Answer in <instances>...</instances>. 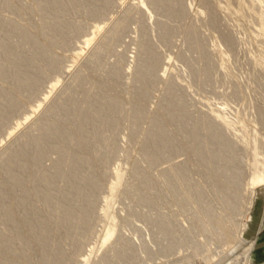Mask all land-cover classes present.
Returning a JSON list of instances; mask_svg holds the SVG:
<instances>
[{"label":"rangeland","instance_id":"rangeland-1","mask_svg":"<svg viewBox=\"0 0 264 264\" xmlns=\"http://www.w3.org/2000/svg\"><path fill=\"white\" fill-rule=\"evenodd\" d=\"M88 1L100 15L90 12L94 7L90 5V10ZM88 1L63 0L58 2L60 8L57 4L46 11L41 7L44 0H0V167L16 151L22 152V158L30 157L28 142L41 135L37 125L54 122L58 114L66 117L73 113L62 126L68 133L81 128L88 144L80 149L85 147L90 154L97 149L93 152L97 157L92 154V159L68 141H61L64 150L58 153L53 151L58 140L50 139L42 156L37 161L33 158L27 171L14 169V175L22 173L23 180L13 196L0 198V208L4 205L9 212H4L6 217L0 214V233L6 237L2 238L0 264H82L92 248L89 264H103V258L107 259L104 264L239 261L247 243L255 240L264 224V184L252 191L247 183L254 145L258 160L264 156V0H176V13L168 4L155 9L150 0L145 12L143 6L142 12L132 6L140 0H110L107 6L105 0ZM55 16L61 24L55 29L70 26L76 30L71 29L61 39H50L42 33L47 29L43 24ZM95 26H100L98 32ZM162 26L169 32L166 38ZM189 32L194 35V45ZM21 34L29 37L28 43ZM90 37L91 43L84 45ZM145 40L157 65L151 75L140 80L135 68L145 56L139 53ZM4 43L23 60L17 75L32 71L34 85L17 84L15 73L11 72L12 78L5 71L11 57L2 52ZM33 43L41 47V53H34ZM46 56L56 57L57 67L48 66ZM109 97L119 108L104 111L92 125L96 107ZM170 97L174 102H169ZM10 102H15V108H9ZM62 103L64 107L70 104V112L61 114L62 110L55 109ZM89 103L93 105L91 113L88 111V116L86 112L88 117L81 120L79 112L85 113ZM136 106L141 108L137 121L126 116ZM54 109L57 112L52 113ZM170 111L177 118H170ZM217 115H224L229 129ZM60 118L57 116V123ZM158 128L164 137L155 149L150 137ZM99 133L109 140L103 136L96 140ZM72 153L75 157L90 156L91 162L84 157L86 163L77 169L82 170L80 175L85 172L82 177L94 171L90 177L95 181H90L96 183V189L90 181L84 186L91 205L84 198L71 201L76 209L86 204L84 228L56 232L59 224L56 217L47 215L50 205L44 194L53 189L49 193L56 198L53 196L51 203L61 206L66 201L59 189L69 193L72 182L63 179L67 186H61L63 180L56 174L53 186L44 189L38 177L53 175L58 156ZM67 170L70 175L72 170ZM114 170L122 172V182L106 202ZM25 205L38 213L26 212ZM10 214L15 225L9 223ZM110 215L115 217L116 233L98 250ZM32 220H36V229L29 231ZM39 221L42 226L45 221L49 224L46 232L52 249L36 242ZM241 222L247 223L242 235L246 245L227 243L231 226ZM44 252L53 258L44 261Z\"/></svg>","mask_w":264,"mask_h":264},{"label":"bare ground","instance_id":"bare-ground-1","mask_svg":"<svg viewBox=\"0 0 264 264\" xmlns=\"http://www.w3.org/2000/svg\"><path fill=\"white\" fill-rule=\"evenodd\" d=\"M45 1V3L44 4H42V6L41 7H43V9L44 10H48V8L50 7V9L54 6V8H55V6L58 4V6H57V8L59 7V3L62 1L63 2V0H44ZM73 1V0H72ZM88 1V0H87ZM86 0H85V2L86 3H88V2H90L89 3V8H90V10H91V6L90 5H92L93 7V9H95V10H93L92 9V11H90L91 13L93 12V14L94 15H100L101 13L100 12H98V9L97 8H95V6H94V4H92L91 2L92 1H88L87 2ZM147 1L148 0H146V2L144 1V0H140V1H138L139 3L138 4H136V5H132V6H134V7H137V8H140V7H142L143 6V10H144V8H147V5H146V3H147ZM178 1V0H177ZM59 2V3H58ZM67 2V1H66ZM105 2V5L104 6H107L109 3H110V0H105L104 1ZM150 3H152L153 5H154V7H155V9L156 8H163L164 6H166V7H168L169 6V8H171V12H172V10H176V11H178V2L176 3V0H175V2H174V0H150ZM149 3V4H150ZM62 4L63 3H61L60 5L62 6ZM83 4V3H82ZM167 4H168V6H167ZM177 4V5H176ZM64 5V4H63ZM84 5V4H83ZM151 5V4H150ZM52 6V7H51ZM85 6L87 7V5L85 4ZM145 6V7H144ZM176 6H178V7H176ZM60 8V7H59ZM106 8V7H105ZM169 8H167L168 9V11H169ZM40 9H42V8H40ZM42 9V10H43ZM49 9V10H50ZM46 10V11H47ZM48 10V11H49ZM99 10H101V9H99ZM139 10V9H138ZM140 10H141V8H140ZM139 10V11H140ZM147 10V9H146ZM149 10V9H148ZM174 10V11H175ZM174 11L172 12V13H174ZM176 11H175V13H176ZM141 12H142V10H141ZM144 12H145V10H144ZM147 12V11H146ZM149 12V11H148ZM147 12V14L149 15V13H151V12H149L148 13ZM99 13V14H98ZM182 13V12H181ZM149 16H151V15H149ZM148 16V17H149ZM150 18H152V17H150ZM149 18V19H150ZM61 25L60 24V22H59V20H58V17H53V18H50V21H48V22H45L44 24H43V26L45 27V28H47L48 29V31H46L47 29H45L42 33H44V34H48V37L50 38V39H52V40H58V39H61V37H63L64 36V34L66 33V32H70V30L72 29V28H74V27H70V26H67V28H64V26H63V30L62 29H60V28H58V27H56V28H58V29H55V25L57 26V25ZM58 25V26H59ZM54 28H53V27ZM69 27V28H68ZM50 28H51V31H50ZM79 28V27H78ZM77 28V29H78ZM95 28V30L98 32V30H100V26H95L94 27ZM162 29H163V36H165L164 38H166V36L168 35V33L169 32H167L168 30L166 29V27L165 26H162ZM75 30H76V27H75ZM75 30H73L72 29V31H75ZM71 31V32H72ZM95 31V32H96ZM192 31V30H191ZM48 32V33H47ZM96 32V33H97ZM193 32V31H192ZM192 32H189L190 34H189V38H190V40H192L191 41V43L193 44V43H196V42H194L195 41V38H193L194 37V35H193V33ZM22 35V38H23V40H24V42H29V37L27 36V35H25V34H21ZM262 35H263V38H264V32L262 33ZM91 36V35H90ZM169 36V35H168ZM167 36V37H168ZM94 38V37H93ZM194 39V40H193ZM108 40H109V37H108ZM91 41H92V37H90V38H87L83 43H84V45H89L90 43H91ZM110 41V40H109ZM3 45H5V43L3 44ZM33 45H34V47H35V49H36V51H34V53L36 52L37 53V51H40L41 50V47H38L39 45H37V44H35V43H33ZM148 42L145 40V41H143V42H141V45H140V47H139V53L140 54H145V56L143 57V59L141 58V60H139V62L137 63V65H136V68H135V70H136V76H137V78L138 79H143V78H145V77H147V76H149V75H151V73L154 71V68L156 67V65H157V62H156V59L153 57V54H151V53H148ZM194 45V44H193ZM3 53H5V54H8L9 55V53H10V55H9V57H11V58H9V60L7 61V63H6V65H4L5 67V71L6 72H8L9 71V73H11V72H14L15 73V75L14 76H17V77H20V74H21V79H19V78H17L16 77V79H15V83L17 82V84H19V83H21V82H24L26 85L27 84H32L33 83V85L36 83V80L34 81L33 79H36V77H35V74H33L32 76L30 75L31 73L30 72H32V71H28L29 72V74H28V72H25V71H23V73H20L19 75H17V73H18V71H20L22 68H20L21 66H22V64H23V60H20V58L21 57H19V56H17V57H15V55L11 52V51H9V49H10V45L8 44H6L3 48ZM12 49V48H11ZM150 49V48H149ZM43 51V50H42ZM76 52V51H75ZM35 53V54H36ZM39 53H41V51L39 52ZM4 54V55H5ZM12 54H13V57H12ZM7 55V56H8ZM34 55V54H33ZM36 56V55H35ZM19 57V59H17ZM6 59H7V57H6ZM23 59V58H22ZM20 60V61H19ZM57 58L56 57H52V56H46V61H47V64H48V66H50L51 68H55V67H57ZM22 61V63H21V65H20V62ZM19 68H20V70H19ZM22 74H23V76H22ZM27 76H26V75ZM10 75H12V73L10 74ZM12 75V78L14 77ZM24 76H26V77H24ZM24 77V78H23ZM35 77V78H34ZM15 78V77H14ZM133 78V77H132ZM14 80V79H13ZM82 80L83 79H81V82H80V84L82 83ZM24 83H21V84H24ZM79 84V83H78ZM102 84V83H101ZM32 85V86H33ZM173 87V86H172ZM96 88H98V87H96ZM101 88V87H100ZM88 91V90H87ZM95 94V93H94ZM84 95H89V94H87V93H85ZM98 95V94H97ZM97 95H95L96 96V100H97V97L99 96H97ZM90 96V95H89ZM91 96H93V95H91ZM90 96V97H91ZM94 96V97H95ZM88 96H86V98H87ZM94 97H92L93 99L91 100V102L92 101H94ZM89 98V97H88ZM103 99V98H102ZM172 98L170 97V99H169V102H170V100H171ZM87 101H88V99H86ZM95 100V101H96ZM99 100V99H98ZM105 99H103L102 100V102H101V104L100 105H102V106H99V108H97L96 107V109H98L97 111L96 110H92L93 112L94 111H96V113H94L93 115H92V117H91V124L93 125V123L94 122H96L102 115V113H104V111H115V110H117L118 108H119V106H118V104L114 101H112V99H111V102L109 101L110 100V97H109V99L108 100H105V102H103ZM174 100V99H173ZM173 100H171V102H174ZM107 101H109V102H107ZM90 102V101H89ZM96 102H98V101H96ZM113 102V103H112ZM170 102V103H171ZM11 103V102H10ZM15 103V102H14ZM13 102L11 103V107H9V108H15V106H16V104H14ZM60 103V102H59ZM94 102H92L91 104H93ZM103 103V104H102ZM116 103V104H115ZM88 103L86 102V104L85 105H87ZM90 103H89V105H91ZM62 105H63V107H64V104L62 103V104H59L58 106H56L55 107V109L56 110H58L59 112L62 110L63 111V113L61 112V114H64V112L65 113H67V112H70L69 111V106H70V104L69 105H67V107H62ZM88 105V107H86L85 106V109H83L84 110V112L85 113H82V114H80V112H79V117H80V119L82 120L83 118H84V116H87V115H85V114H87L88 113V116H89V107H92L93 108V105H91V106H89ZM170 105V104H169ZM66 106V105H65ZM83 106V105H82ZM52 107H53V105H52ZM81 107V106H80ZM63 108V109H62ZM82 108V107H81ZM54 109V111L52 112V113H55V112H57L56 110ZM78 109H79V107H78ZM83 110L81 109V111L83 112ZM76 111H78V110H76ZM89 111V112H88ZM72 112V111H71ZM87 112V113H86ZM92 112V113H93ZM75 113V112H74ZM91 113V112H90ZM140 113H141V108L139 107V106H136L132 111H131V113H126V116L127 117H129V118H131V119H134L135 121H137V119L139 118V115H140ZM70 114V113H69ZM68 113L67 114H65L66 115V117H68L67 115H69ZM73 113H71L70 115H72ZM57 115V114H56ZM78 115V114H77ZM57 116H59V118L60 117H62V119L60 118V121H58V123L56 122V119H57ZM56 116V119H55V121L54 122H52L50 119V121H51V123L50 124H48V123H45V124H38L37 125V130H39V132H40V136L39 137H35V139H33L32 141H30V142H28L29 143V145L31 146L30 148H32V152H31V156L30 157H26L25 156V158H22V152L19 150V151H16L15 153H13L10 157H9V159H7L3 164H2V166L0 167V172L2 173L1 174V177H0V198L1 199H4V198H6V199H8V198H10L11 196H13V192H15L17 189H18V187H20L21 186V182H22V180H23V178H22V176H21V174L22 173H20V175H14V169H16V168H21V170H22V172L23 171H27L28 170V166H30V165H32L31 163H33L32 162V160H33V158L36 160V158H39L40 156H42V154H43V152H44V147H45V143L47 142V141H49L50 139H57L58 140V144L54 147V150L53 151H56V152H58V153H63V150H64V148H63V146L61 145V141L62 142H64V141H68L69 142V145H72V146H75V147H77L76 149H78V151H79V149L81 148V147H83V146H85V144H86V141L87 140H85L84 139V137H85V135L82 133V131H81V128H78L79 126H77V129L76 128H74L75 130H71V131H69V133H68V131H67V128L65 127H63L64 125L66 126V124H63L64 122L66 123V117L63 115V116H61L60 114H58ZM87 116V117H88ZM177 115H176V113L175 112H173V111H170L169 112V117L170 118H177L176 117ZM224 116V115H223ZM223 116H220V115H217V117L219 118V119H221L220 121L222 122V123H225V124H227V125H229L228 123V121H226V119H225V117H223ZM63 117H64V119H65V121L63 120ZM4 118V117H3ZM69 118V117H68ZM228 118V117H227ZM85 119H86V117H85ZM90 119V118H89ZM58 120V119H57ZM101 120V119H100ZM55 122H56V124H58L59 126H62L61 128H59L58 127V125H56L55 124ZM85 122V121H84ZM100 122H102V120L101 121H99V123ZM107 122V121H106ZM228 122V123H227ZM79 123H81V122H79ZM103 123V122H102ZM61 124V125H60ZM106 123H104V125H105ZM107 124H108V122H107ZM224 124V125H225ZM232 126V125H231ZM96 127H99L98 125L96 126ZM227 127V129H229L228 127H230V125L229 126H226ZM95 128V127H94ZM97 130V129H96ZM100 134V133H99ZM39 135V134H38ZM81 135H83V136H81ZM101 136V137H100ZM102 136H103V134L101 133L100 135H98V137H96V140H97V138H99V140L102 138ZM164 137V133H163V131L161 130V129H159L158 128V130H155L153 133H152V136L150 137L151 139V141H152V143H154L153 145H154V147H155V149H156V146H160V143H161V141H162V138ZM103 138H104V136H103ZM85 141H84V140ZM106 139H108L109 140V138H106ZM105 138H104V140H106ZM102 140V139H101ZM107 141V140H106ZM26 142V143H27ZM66 142H64V143H66ZM99 142V141H98ZM160 142V143H159ZM95 143H96V141H95ZM25 144V143H24ZM87 144H88V142H87ZM86 144V145H87ZM97 144V143H96ZM26 145H28V144H26ZM66 145V144H65ZM95 147H97V146H95ZM95 147H93V149L95 148ZM71 149V148H70ZM84 150H82V149H80L81 151H79V152H81V153H83V154H87V155H91V157H92V159L93 158H95V156H93V155H96V153H94L93 154V152L96 150V152H97V149H95L91 154L88 152V153H86L87 151L85 150V147L83 148ZM68 151H71V150H68ZM76 151V150H75ZM77 151V152H78ZM83 151H85V152H83ZM72 152V151H71ZM70 153V152H69ZM93 154V155H92ZM24 155V154H23ZM80 154H78L77 156H79ZM252 155H253V163H252V167H251V172H250V178H249V180H248V186L251 188V190L253 191V189H255L256 187H258V186H260V185H263L264 184V156H263V159H261L260 161L258 160V155H259V151H258V149H257V146L256 145H254V147H253V151H252ZM76 155H74L73 153H72V155L70 156V155H64V154H60L59 156H58V159H57V163H56V166H55V170H54V173H53V175H52V173H50L51 175H49V174H47L48 176H45V177H38V179L39 180H41L40 182L42 183V184H44L45 186H42L43 188L44 187H47V188H50L51 186H53V184H54V180L53 179H55V178H53V176H56V174H58L59 176L57 177L58 179H59V177H61V179L63 180V179H70V182H72V184H70L69 183V181H68V183L70 184V185H72V186H70L69 185V187H71V191L69 192V193H65L64 191H62V188L61 189H59V191H61L60 193H61V196H62V198H63V202H65V204H63V205H61V206H56L55 204H56V202L55 201H53V203H51L52 202V200H53V196L55 197V195H53L52 196V194H50L49 193V191L50 190H53V189H49V191H48V193L46 194H44L45 196H44V198H45V200L48 202V204L50 205V209L49 210H47V215H49L48 217L49 218H52L53 216H54V218L55 219H57V221H56V223L57 224H59L58 226H57V229L58 230H56V232L57 231H60V229H63V230H61V231H65V228H67V229H73V228H77V227H79L80 226V229H81V227L85 224V222H86V216H87V214H86V212H85V209L87 208V207H84L85 205H83V207H82V205H81V207H79V208H73V206H72V204H71V201L74 199H79V198H84L85 200H86V203L88 204L89 203V198H88V194L86 193V191H85V188H84V186L86 185V184H89V181L91 180L90 178H93L91 181H95V179H94V177H90L93 173H94V171H92L93 173H91V175H90V171H87L88 172V174L86 173V176H83L82 177V175H85V172H84V174L82 173V175H80L81 173L80 172H82V170H78L77 169V166L79 165V164H81V163H84L85 162V159H84V157L86 158V160H89V161H87L88 163H90L91 161H90V156H89V158H87L88 156H84V157H82V156H80V157H75ZM150 156H152V155H150ZM96 157H97V155H96ZM21 160H23V162L21 163L20 161ZM35 160H34V163H35ZM151 160V159H150ZM37 161V160H36ZM37 163V162H36ZM86 163V162H85ZM84 163V164H85ZM83 164V165H84ZM36 165V164H35ZM34 166V165H33ZM89 166V165H88ZM90 167V166H89ZM88 167V168H89ZM94 167V166H93ZM67 169H71L72 171H70V175H68L67 173H69V171L67 170ZM90 169V168H89ZM68 171V172H67ZM78 171H80V172H78ZM53 172V171H52ZM80 173V174H79ZM114 174V181H112L111 183H110V185H109V187H108V193H109V196L107 197V199H105L106 200V202H108V201H110L114 196H115V194H116V192H117V190H118V188H119V186H120V184H121V182H122V172H120L119 170H114V172H113ZM4 174V175H3ZM94 176V175H93ZM37 179V181H39ZM59 181V180H58ZM90 181V183L92 184V187L91 188H95L96 189V186H93V185H96V183L95 182H91ZM66 184V186H67V181H66V183L64 182V180H63V182L61 181V186H62V184ZM63 184V185H64ZM59 185V184H58ZM55 187V186H54ZM47 188H44V189H47ZM56 188V187H55ZM86 188H88V187H86ZM90 188V187H89ZM57 189H55V191H56ZM87 190V189H86ZM89 190V189H88ZM91 191H92V189H91ZM57 193H58V191H56ZM55 192V193H56ZM94 192V191H93ZM92 192V193H93ZM60 193H58V194H60ZM25 194H26V192H25ZM43 194V193H42ZM92 195H94V194H92ZM26 196H27V194H26ZM60 196V195H59ZM23 199H25L24 198V196L22 197ZM21 198V199H22ZM56 198V197H55ZM27 200V199H26ZM26 200H24L23 201V203H25V201ZM79 201L81 202V199H79ZM75 202V201H74ZM73 202V203H74ZM52 205H51V204ZM57 203L59 204V201H57ZM111 203V202H110ZM109 203V204H110ZM79 204V203H78ZM250 204V203H249ZM27 205V204H26ZM25 205V206H26ZM79 205V206H80ZM89 205H91V203H89ZM24 206V207H25ZM29 206V205H28ZM28 206H26V208H23L26 212H32V215H34L33 214V211L35 210H33V209H31V208H27ZM30 207V206H29ZM107 209H108V207H107ZM88 210V209H87ZM109 210V209H108ZM24 211V212H25ZM35 211H37V210H35ZM7 213V214H9V212H8V209H7V207L6 206H4V205H2L1 206V208H0V214H2L3 215V213ZM20 212V211H19ZM5 213H4V215L3 216H5ZM21 213V212H20ZM37 213H38V211H37ZM243 213V212H242ZM246 213V212H245ZM104 214V213H103ZM31 215V216H32ZM56 215V216H55ZM90 215V214H89ZM242 215V214H241ZM13 216V215H12ZM11 216V214L10 215H7V218H9L8 220H9V223L10 224H12L13 223V225H15L14 224V219H13V217ZM243 216H244V214H243ZM6 217V216H5ZM32 217H35L36 218V216H32ZM31 217V219H35V218H32ZM71 217V218H70ZM109 217V216H108ZM98 218V217H97ZM6 219V218H5ZM38 218H36V220H37ZM241 219H243V218H241ZM7 220V219H6ZM7 220V221H8ZM36 220H34V222L36 221ZM47 220V219H46ZM244 220L247 222L248 221V218H247V216L245 215L244 216ZM243 220V221H244ZM18 221V220H17ZM17 221L15 220V223H17ZM38 221V220H37ZM49 221V220H48ZM88 221V220H87ZM242 221V220H241ZM19 222V221H18ZM29 222V221H28ZM32 222H33V220H32ZM32 222H29V224H28V228H29V231H33L34 230V228L36 229V223L34 224V222L32 223ZM40 222V221H39ZM51 222V221H50ZM54 222V221H53ZM239 222V221H238ZM20 223V222H19ZM41 223V222H40ZM40 223H37V225L38 224H40ZM43 223V222H42ZM42 223H41V227H39L38 228V232L37 233H35V238H36V242L39 244V245H41L42 247H44L45 249H46V247L48 248V249H52L53 248V245H52V241L50 242V237L48 238V236H47V229H46V224L47 225H49L48 224V222L46 223V221H45V224L42 226ZM87 223V222H86ZM108 224L107 225H105L106 227H105V230H104V232H103V234H102V237H101V239H100V244L97 246L98 247V250L99 249H101L103 246H105L110 240H111V238L115 235V233H116V223H115V217H114V215H110V217H109V221L107 222ZM52 224V223H51ZM55 224V223H54ZM56 225V224H55ZM54 225V226H55ZM246 225H247V223H239V224H235V225H233V227L231 226V230H229L228 231V234H227V236H226V240H227V243H230V244H233V243H235V242H239V246H241L240 245V243L242 244H244V245H246L244 242V239H243V237H242V235H243V232L245 231V229H246ZM9 227L11 226V225H8ZM17 227H15L14 229H16ZM82 228H84V226L82 227ZM233 228V229H232ZM4 229V228H3ZM9 229H11V230H13V226H12V228H8L7 229V231H5V233L6 234H8V231H9ZM79 229V228H78ZM227 229H229V228H227ZM5 230V229H4ZM10 230V231H11ZM18 231V230H17ZM52 231H54L53 229H52ZM2 232V231H1ZM12 232V231H11ZM15 232V231H14ZM56 232H54V233H56ZM66 232V231H65ZM70 232V231H69ZM3 233V232H2ZM2 233H0V247H2L3 245L2 244H4V242H5V240H3L2 238H5L6 239V237H3V234ZM24 234V233H23ZM66 234V233H65ZM5 235V234H4ZM28 235H29V233H28ZM8 236V235H7ZM24 236V235H23ZM30 237H31V235H29ZM53 236V235H52ZM4 242H3V241ZM18 240H21V239H18ZM27 243V242H26ZM54 243H55V241H54ZM236 244V243H235ZM46 245V246H45ZM97 245V244H96ZM253 246H254V241H250V242H248L247 243V245H246V248L244 249V252H243V254H242V256L240 257V259H239V261H234L233 263H230V264H248L249 263V255H250V252H251V250H252V248H253ZM55 247V246H54ZM233 247H234V245H233ZM29 248H31V247H29ZM93 249V248H92ZM90 250V253L91 252H93V250ZM216 252V251H215ZM231 252V251H230ZM89 253V255H87L84 259H83V263L82 264H89V262H90V258H91V254ZM217 253V252H216ZM212 254V253H211ZM213 254H215V253H213ZM220 254H222V252L220 251V252H218V255H220ZM42 256V255H41ZM98 256V255H97ZM222 256H224V254L222 255ZM212 257H215L214 255H212ZM225 257V256H224ZM53 257L52 256H50V255H48V254H45V252H44V255H43V259H44V261H46V262H48V260H51ZM103 258V257H102ZM101 258V259H102ZM108 258V257H107ZM209 258H211V257H209ZM218 259V261H219V258H217ZM107 261V259H105V258H103L102 259V263L104 264L106 261ZM232 260V259H231ZM230 260V261H231ZM105 261V262H104ZM209 261H210V259H209ZM229 261V260H228ZM229 261V262H230ZM31 263V262H30ZM108 263V262H107ZM111 263V262H110ZM109 263V264H110ZM212 263V262H211ZM221 263H225V262H221V260L219 261V262H216L215 264H221ZM208 264V263H207ZM226 264H229V263H227L226 262Z\"/></svg>","mask_w":264,"mask_h":264},{"label":"crops","instance_id":"crops-1","mask_svg":"<svg viewBox=\"0 0 264 264\" xmlns=\"http://www.w3.org/2000/svg\"><path fill=\"white\" fill-rule=\"evenodd\" d=\"M248 264H264V224L256 232Z\"/></svg>","mask_w":264,"mask_h":264}]
</instances>
